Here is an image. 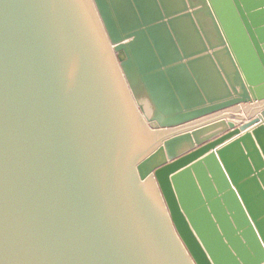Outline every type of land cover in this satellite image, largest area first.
I'll return each mask as SVG.
<instances>
[{
	"label": "water",
	"instance_id": "1",
	"mask_svg": "<svg viewBox=\"0 0 264 264\" xmlns=\"http://www.w3.org/2000/svg\"><path fill=\"white\" fill-rule=\"evenodd\" d=\"M109 4L0 0V264H264V0Z\"/></svg>",
	"mask_w": 264,
	"mask_h": 264
},
{
	"label": "bare ground",
	"instance_id": "2",
	"mask_svg": "<svg viewBox=\"0 0 264 264\" xmlns=\"http://www.w3.org/2000/svg\"><path fill=\"white\" fill-rule=\"evenodd\" d=\"M110 1V0H109ZM152 1L153 0H115L113 3H111V1H110V4H109V6H110V8H111V11H112V13H113V15L115 16H113L114 17V19H115V21L117 20L118 22H119V26H120V28L121 29H123V25H125V24H128V26H130V27H128V29L129 28H131V27H134V26H137V23H135V20H134V16H136V14H137V12H136V10L138 11V9H140V7H142V9L144 10V11H146L147 13H148V15H149V17H150V19L151 18H156L157 17V15H156V13L154 14V12L152 11ZM160 4H161V6L163 7V9H164V11H165V13L166 14H168L169 12H177V10H175V11H172V10H174V9H176V7L177 6H180V0H157ZM168 3V4H167ZM178 3H179V5H178ZM118 4V6H119V8H120V13H121V15H120V17H119V15H118V13H117V11L115 12V9H117V7H116V5ZM163 4H167V8L165 7V5H163ZM125 5H126V7L127 8H125ZM128 11H129V13L131 14H129L132 18L130 19V17H126L127 15H128ZM146 12H144V16L146 17V18H148L147 16H146ZM125 13V14H124ZM152 16V17H151ZM121 17L123 18V20H121ZM120 18V19H119ZM127 19V20H126ZM140 19H141V16H140ZM142 20V19H141ZM122 21V22H121ZM154 21V20H153ZM184 21H183V19H177V20H174V21H172V22H169V24L168 25H170L169 26V29H170V31H171V34H173V38L175 39V41L177 42V43H179L180 45H181V49L183 50V54H185L184 53V51L185 52H191L192 50H193V48H192V43H193V41L194 40H196V41H198V38H196L195 37V35L194 34H192V33H188L189 34V37H188V35L187 34H185L184 32H182L181 31V28L180 27H182L181 26V24H184L183 23ZM143 24H146V23H143ZM154 28V27H153ZM159 28V27H158ZM157 30L158 29H153L152 30V32H151V34L154 36L155 34H157L158 32H157ZM175 33H177V34H175ZM149 35H150V33L149 32H144V33H141V34H139L138 35V38L137 39H134L133 40V42L134 43H136L137 44V46H138V48H139V50L141 49V50H143V51H145L144 49H145V46H144V42H145V40L149 37ZM183 36H185V37H183ZM132 38H130V40H131ZM129 40V41H130ZM163 40V39H162ZM189 42L190 41V43H187V45L188 44H191V46H186L185 45V43L186 42ZM130 42H132V41H130ZM163 42H164V40L162 41V45H163ZM166 44V43H165ZM164 44V47H163V51L165 52V51H169V48L166 46ZM183 44L185 45V47L186 48H188L187 50L185 49V48H183ZM196 44V43H195ZM158 49V48H157ZM159 50V49H158ZM204 80V79H203ZM211 81V80H210ZM204 82V81H203ZM206 84V83H205ZM157 85L158 86H160L159 85V83H157ZM207 86V85H206ZM161 89V88H160ZM161 91H162V89H161ZM178 91V90H177ZM163 92V91H162ZM138 96V95H137ZM140 97V96H139ZM178 97H179V99H178V102H179V104L183 101V99L181 98V96H180V94L178 95ZM182 99V101H181V99ZM141 100V101H140ZM139 100V102L142 104V105H144V104H147V103H149L150 104V100H149V98H144L143 100H142V96H141V99ZM168 102H172V101H168ZM168 104H172V103H168ZM173 105V104H172ZM145 106V105H144ZM145 110V112H146V115L150 118L152 115H153V112H152V110H149V111H147V109L145 108L144 109Z\"/></svg>",
	"mask_w": 264,
	"mask_h": 264
},
{
	"label": "crops",
	"instance_id": "3",
	"mask_svg": "<svg viewBox=\"0 0 264 264\" xmlns=\"http://www.w3.org/2000/svg\"><path fill=\"white\" fill-rule=\"evenodd\" d=\"M208 67H210V69H209V73H210V71H212L213 72V68H212V66H208ZM203 79H205V78H203ZM204 81V80H203ZM206 83V82H205ZM204 82H203V85L201 86V85H199V87H200V89L201 90H203V97H204V101L205 102H207L208 104H210V103H213V99H216L217 97H221V96H223V95H227V93H228V90L227 89H225L224 88V91L222 92L221 91V88L220 87H218L219 88V92L217 93L216 92V83H215V81H214V79H213V75L211 76V81L209 80V82H208V85L206 86V84H205ZM221 83V82H220ZM222 86V85H221ZM256 113V111L254 112V114Z\"/></svg>",
	"mask_w": 264,
	"mask_h": 264
},
{
	"label": "rangeland",
	"instance_id": "4",
	"mask_svg": "<svg viewBox=\"0 0 264 264\" xmlns=\"http://www.w3.org/2000/svg\"><path fill=\"white\" fill-rule=\"evenodd\" d=\"M109 1V0H108ZM110 2V1H109ZM125 44L128 46L129 45V41L127 42H125ZM128 49H129V46H128ZM128 57V56H127ZM191 58V57H190ZM190 58H188V57H186V55H184V59H183V61H184V63H187V60L188 59H190ZM136 71H138V68L137 67H134V73H136ZM138 75H139V72L137 73ZM140 76V75H139ZM136 82H139V86H141L140 85V81H139V79H137L136 78V76L134 75V78H133ZM134 81V82H135ZM137 84V83H136ZM140 95H143L142 96V100L144 99V98H149V100H150V104L149 103H147V104H144L143 106H144V109L146 108L147 109V111H149V110H152V112L153 113H158V110H157V107H156V105H155V103H153L154 101H153V99H152V97H151V95L149 94V92L147 91V89H146V87H142V90H141V93H140ZM139 99H141V97L139 98ZM141 101V100H140ZM150 112V111H149Z\"/></svg>",
	"mask_w": 264,
	"mask_h": 264
}]
</instances>
